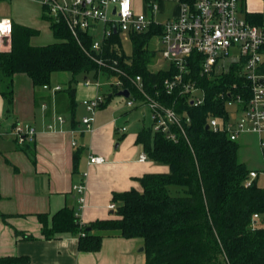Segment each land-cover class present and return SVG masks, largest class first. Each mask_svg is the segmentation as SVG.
I'll list each match as a JSON object with an SVG mask.
<instances>
[{
	"label": "trees",
	"instance_id": "16d2710c",
	"mask_svg": "<svg viewBox=\"0 0 264 264\" xmlns=\"http://www.w3.org/2000/svg\"><path fill=\"white\" fill-rule=\"evenodd\" d=\"M43 18L50 23L55 43L32 46L30 39L38 31L12 25L10 50L0 51V77L4 85L0 94L7 106L13 103L15 75L24 74L33 87L43 88L50 87L54 74L68 73V85L55 93L54 107L56 114L69 116L72 127L76 126L77 77L96 81L117 76L99 67L92 56L107 65L116 62L131 78L140 76L147 94L177 114H185L190 123L184 126L188 143L181 136L177 142L169 141L151 126L138 132L136 144L146 159L168 166L169 172L137 179L141 192L131 189L114 193L115 219L82 224L76 211L65 206L52 215H35L42 238L52 240L69 233L77 236L78 250L85 252L98 251L102 239L111 233L127 239L141 238L146 264H264V219L252 224L254 214H264V186H259L256 179L245 187L249 169L238 158L240 144L229 141L224 133L206 129L210 117L228 119L224 105L231 95L240 94L244 101L249 99V85L241 78L240 67L231 65L227 73L202 77L200 56L193 53L188 64L190 73L183 83L193 81L205 93L204 103L193 107L179 93L180 87L166 94L163 82L173 75L172 67L151 70L155 52L148 44L152 37L162 34L160 25L150 26L143 34H129L130 54H125L119 33L113 31L102 40L101 51L96 53L91 49L94 38L89 32H79L77 40L61 19L50 18L47 12ZM246 18L260 21L262 16L247 14ZM259 73L264 74V67ZM119 80L122 89L129 90L135 99L140 98L128 78L119 76ZM109 88L104 104L121 91L114 86ZM219 93L223 98H218ZM20 148L31 160L34 158L33 143L25 141ZM80 153L79 150L73 155L75 170ZM0 217L7 216L0 213ZM14 235L22 240L35 239L16 230ZM28 262L25 256L0 257V264Z\"/></svg>",
	"mask_w": 264,
	"mask_h": 264
},
{
	"label": "crops",
	"instance_id": "0c3cea01",
	"mask_svg": "<svg viewBox=\"0 0 264 264\" xmlns=\"http://www.w3.org/2000/svg\"><path fill=\"white\" fill-rule=\"evenodd\" d=\"M131 2L134 13L143 14L160 24L177 17L180 12V0ZM244 2L246 7L248 0ZM258 2L259 8H246L247 11L251 14L263 11L264 1ZM153 6H156L155 11ZM45 13V9L37 1L0 0V19H9L13 26L38 31L30 39L32 46L56 42L49 21L43 18ZM101 31L102 26L96 25L89 34L94 39H100ZM120 37L125 52L127 43L131 45V41L129 36ZM154 39L159 41V36L152 37L150 41ZM149 49L155 52L153 48ZM9 50L10 42L0 40V51ZM54 75L49 89L54 86L63 89ZM54 79L56 82H53ZM106 79L104 80L108 82ZM49 89L35 88L26 75L17 74L13 77V103L7 106L0 94V213L7 216L0 217V257L25 256L29 259L27 264H146L144 250H140L144 249L141 238L127 239L111 233L102 239L99 250L95 252L79 251L77 236L69 233L57 235L52 240L42 238L36 214L52 215L68 206L76 211L82 224L115 219L114 211L108 208L110 204L115 205L112 202L114 193L131 189L141 192L137 179L146 174L169 172L166 165L148 159L138 160L139 155L144 152L136 144L141 130L137 125L146 117L147 110L139 102L127 107L126 98L121 97L125 100L123 109L108 115H105L107 105L104 104L96 112L92 130L85 131L76 119L78 124L72 127L67 115H62V125L54 121L52 111L55 112V93ZM3 90L0 77V93ZM109 90V85L99 93L95 86L85 87L82 84L79 89L75 87L76 109L80 105L85 113L82 101L105 95ZM86 93L89 95H85ZM42 104H46V110L41 108ZM50 124L53 125L51 130L47 128ZM16 125H29L35 130L33 139L26 141L34 145L32 160L21 150L22 144L16 141L13 132ZM246 136L251 137L250 143L256 146L261 155L256 137ZM246 136L239 139V144ZM79 150L81 153L75 170L73 155ZM89 156L102 157L104 162L90 164ZM82 181L85 190L83 203L80 205L79 195L73 191V186ZM14 230L30 234L35 239L22 240L14 235Z\"/></svg>",
	"mask_w": 264,
	"mask_h": 264
},
{
	"label": "built area",
	"instance_id": "2783aa9c",
	"mask_svg": "<svg viewBox=\"0 0 264 264\" xmlns=\"http://www.w3.org/2000/svg\"><path fill=\"white\" fill-rule=\"evenodd\" d=\"M7 1V0H1ZM37 1L53 19H61L71 35L78 40L79 32H89L96 25L102 26L100 39H94L92 51H101L102 40L111 36L112 31L120 36L128 37L129 34H143L152 25H160L162 34L159 41L161 59L166 61V70L174 69L171 78L163 82L166 94H171L180 87V94L188 98L193 107L204 103L205 93L195 82L183 83V78L190 73L189 60L193 53L200 56V75L211 77L227 73L231 65L240 67L241 78L248 82L249 99L244 101L240 94L231 95L224 105L228 119L210 117L207 121L209 130L214 133H224L231 142H238L246 135L255 136L258 149L262 156L261 169H251L244 182L245 187L250 186L260 176L264 177V74L259 71L264 67V9L260 14V21L248 20L247 14H251L241 4L244 0H193L192 2L180 1L179 15L164 23H156L143 14L133 11L131 0H32ZM264 1V0H263ZM156 10V6H153ZM256 14V13H255ZM12 23L9 19H0V40L10 38ZM99 67L107 69L116 77L105 79L108 85L122 89L119 76L128 78L132 87L140 95L139 99L129 96L126 99L127 107H132L139 102L150 114L151 127L154 132H161L166 139L177 142L181 136L187 143L185 125L190 123L185 115L177 114L172 108L161 104L157 99L147 94L140 76L133 78L116 66L107 65L102 59L90 56ZM85 87L91 86V81L84 79ZM99 86L96 80L95 87ZM235 88V86H232ZM43 89H49L44 86ZM61 87L54 86L49 90L52 93L59 91ZM129 91V90H128ZM218 98H223L219 93ZM105 95H97L91 99L82 101V105L88 115L84 116L80 125L85 131H91L94 116L105 103ZM41 108L46 110V104ZM55 122L64 123L62 115L52 111ZM49 130L53 125H48ZM175 129L176 132L173 130ZM124 130V129H123ZM14 135L19 144L33 139L35 130L29 125H16ZM139 161L146 160L145 153H141ZM104 159L99 156H89L90 164H101ZM85 176V174H84ZM84 181L73 186V191L79 195L78 203H83ZM109 210L114 211L115 205L110 204ZM264 219L263 215L254 214L252 224L256 225Z\"/></svg>",
	"mask_w": 264,
	"mask_h": 264
},
{
	"label": "rangeland",
	"instance_id": "374dc122",
	"mask_svg": "<svg viewBox=\"0 0 264 264\" xmlns=\"http://www.w3.org/2000/svg\"><path fill=\"white\" fill-rule=\"evenodd\" d=\"M241 8H247V9H251V8H259V2L258 0H248V3L245 5L241 4ZM11 37V36H10ZM7 41L10 42V38L6 39ZM148 47L153 48L155 50V58H154V64L151 66V70H158L160 68L165 69L167 67V63L166 61H164L163 59H161V55H160V50L162 49V46L160 44L159 41H157L156 39L152 40L149 42ZM131 51V45L127 43L126 47H125V52L126 53H130ZM54 77L58 78V81L61 83V85L63 86V88H66L70 79V74L68 73H56V76L54 75ZM91 81V86H95L96 81L92 78H88ZM99 81V86L97 87L98 93L99 92H103L106 89V86L108 85L104 79H100ZM53 82H56V80L54 79ZM84 82V78L83 76H78L77 77V81L74 84V87H79L83 84ZM113 87V86H111ZM106 94V93H104ZM85 95H89L88 93H86ZM107 95V94H106ZM125 100L121 97H117V96H113L109 102H106V108H105V115H108L109 113L114 114V112H120L123 108V104H124ZM99 112V111H98ZM97 112V113H98ZM95 114L94 118H96ZM100 114V113H99ZM88 115L86 112L84 113L83 108L78 105V109H76V114H75V119L78 121H81V119ZM124 122V121H123ZM122 122V123H123ZM120 123V122H119ZM151 122H150V118H149V112L148 110H146V117L144 119L141 120V122L139 123V125H137V128H148L150 127ZM249 138H251L249 136ZM248 136H246V138L240 142V147H239V151H238V158L240 161H243L244 164L246 165V167L249 169H261L262 167V158L261 155L258 154V150H256V146L249 140ZM258 185L259 186H264V177L260 176L258 178Z\"/></svg>",
	"mask_w": 264,
	"mask_h": 264
},
{
	"label": "water",
	"instance_id": "95a60500",
	"mask_svg": "<svg viewBox=\"0 0 264 264\" xmlns=\"http://www.w3.org/2000/svg\"><path fill=\"white\" fill-rule=\"evenodd\" d=\"M86 1H89V0H86ZM117 96L123 97V98H126L127 99L130 96V92L127 89H123V90H121V91H119L117 93ZM206 129H208V127H206ZM140 250L143 251L144 249L141 248Z\"/></svg>",
	"mask_w": 264,
	"mask_h": 264
}]
</instances>
